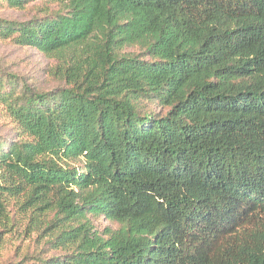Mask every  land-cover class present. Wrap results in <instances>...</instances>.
Masks as SVG:
<instances>
[{
    "label": "trees",
    "instance_id": "trees-1",
    "mask_svg": "<svg viewBox=\"0 0 264 264\" xmlns=\"http://www.w3.org/2000/svg\"><path fill=\"white\" fill-rule=\"evenodd\" d=\"M31 3L0 37L62 85L7 104L0 236L64 252L41 264H264V0H0Z\"/></svg>",
    "mask_w": 264,
    "mask_h": 264
},
{
    "label": "rangeland",
    "instance_id": "rangeland-1",
    "mask_svg": "<svg viewBox=\"0 0 264 264\" xmlns=\"http://www.w3.org/2000/svg\"><path fill=\"white\" fill-rule=\"evenodd\" d=\"M49 6L55 8L57 4L51 3ZM36 9L34 3L29 4L25 9H15L0 4V21L27 20ZM138 50L137 46L125 48V51ZM55 64V60L36 47L19 45L11 39L0 37V140L3 144L16 140L11 120L5 113L8 102L15 99L23 82L46 92L61 86L59 79L52 74ZM1 74L15 79H8L6 83ZM6 92L11 94V98L7 97ZM4 93L6 98L2 97ZM152 108L156 111L160 109L157 105H153ZM96 223L103 227L110 222L101 218ZM43 242L36 235L27 236L21 227L3 234L0 236V264H41L39 261L41 257L64 254L63 251L61 253L59 250L50 249L49 245Z\"/></svg>",
    "mask_w": 264,
    "mask_h": 264
}]
</instances>
